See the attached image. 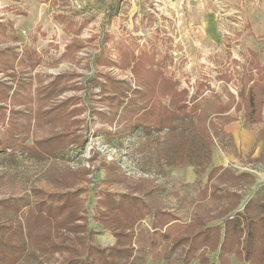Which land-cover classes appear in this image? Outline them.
Masks as SVG:
<instances>
[{"label": "rangeland", "instance_id": "1", "mask_svg": "<svg viewBox=\"0 0 264 264\" xmlns=\"http://www.w3.org/2000/svg\"><path fill=\"white\" fill-rule=\"evenodd\" d=\"M11 2L0 7V264H60L89 243L143 252L135 264H217L213 236L199 245L198 233L264 200V97L260 123L248 126L239 95L259 77L252 63L264 67V0ZM34 5L51 12L48 31L29 28ZM162 76L186 103L206 102L212 153L252 183L207 181L212 158L201 175L156 164L167 131L148 137L141 126L150 104L171 108L169 89L154 83ZM237 124L257 132L247 152L224 131ZM172 218L174 237L151 249L143 239ZM34 220L46 222L34 231Z\"/></svg>", "mask_w": 264, "mask_h": 264}, {"label": "trees", "instance_id": "2", "mask_svg": "<svg viewBox=\"0 0 264 264\" xmlns=\"http://www.w3.org/2000/svg\"><path fill=\"white\" fill-rule=\"evenodd\" d=\"M144 60V59H143ZM143 61H137L133 64L132 69L137 70L142 66ZM252 67L257 69L259 77L254 80L250 75L249 79L244 84V89L239 92L242 105L245 110V122L248 126L257 125L260 123V112L264 97V67L258 66L257 62L252 63ZM251 71V70H250ZM249 71V73H250ZM254 80V82H253ZM164 84L169 89V95L171 96L170 105L171 108L157 107L154 109V104H150L148 110L144 112L146 118L142 124V131L148 135L154 131L155 133L161 131H167L166 136L160 141L157 138L156 141L162 146L159 152V158L156 164L159 167L168 168H181L185 166H191L195 169L197 175H201L205 172L206 168L211 163L212 147L213 143L209 129L211 127V116L208 113V108L205 105L202 107L197 101V97L192 96L190 102L186 103V91H178V82L173 80L171 77H160L154 83ZM253 82V83H252ZM4 87V84L0 83V87ZM1 96V95H0ZM196 102V103H195ZM1 104V103H0ZM1 108V107H0ZM231 106L219 105L220 112L224 115ZM151 110V111H150ZM226 123L231 122L229 118L223 120ZM140 126V125H139ZM159 140V141H158ZM13 147V146H9ZM8 147V148H9ZM218 175V176H217ZM217 176L218 182H224L229 180L238 181L241 178L254 181V177L251 174H240L235 176L231 170L225 167H213L207 176V181L213 180ZM224 182L223 184H225ZM219 200L218 196H214ZM238 198L237 204L235 205L234 211L240 206V198ZM124 201L126 198H123ZM222 200V199H220ZM131 201L138 202L137 198H131ZM229 200H227L228 202ZM115 206V209L123 207V204ZM229 205V204H227ZM131 206V205H130ZM132 206L131 209L133 211ZM229 208V207H228ZM138 210V207H135ZM239 210V209H238ZM236 210L234 213H227L223 218L222 228L208 227L204 232L198 233L202 237L199 245L206 244L210 239L208 235L211 234V241L215 242L212 251L216 259L217 264H231V258L240 259L248 264H264V200L258 201L250 199L244 206L242 211ZM255 212V213H254ZM162 215V214H161ZM38 220L33 221V228L36 231L41 223ZM179 224L177 220L172 218L171 220H165L159 227L152 229V234L148 238H144L143 241L149 243L151 249H156L163 242L170 240L174 237V231L177 230ZM261 230V235L259 234ZM218 233V234H217ZM215 234V235H214ZM89 238V236H87ZM217 238V239H216ZM185 238H180L178 242L172 245V248H177L181 243L184 242ZM194 238L189 246V251H196L198 248L195 246ZM216 239V241H215ZM118 244H115L114 250L107 252L105 249L97 247L93 243L87 245L86 253L80 254L77 250H70L71 255L65 258V262L60 264H135V260H144L142 254H134V256L128 255L123 249L117 248ZM212 246V245H209ZM140 247V246H139ZM171 248V249H172ZM202 250V249H201ZM134 257L133 259H130ZM200 264H216L210 261V256H202Z\"/></svg>", "mask_w": 264, "mask_h": 264}, {"label": "crops", "instance_id": "3", "mask_svg": "<svg viewBox=\"0 0 264 264\" xmlns=\"http://www.w3.org/2000/svg\"><path fill=\"white\" fill-rule=\"evenodd\" d=\"M24 1V0H23ZM41 0H32V3H36V2H40ZM27 2L31 3L30 0H27ZM11 0H0V7H5V6H11ZM25 7L26 4L24 5ZM13 8V7H12ZM31 10H29L28 15H26L27 17V21L31 22L32 25L29 28H33L34 26H41V28H39V30L45 31V29H47L48 31V27H49V19H51V12L50 11H41L39 8H37V6L34 5V7L30 8ZM25 11V10H24ZM27 12V10H26ZM30 17L33 18L30 21ZM46 22V26H44V23ZM30 23V24H31ZM47 27V28H46ZM227 134H230L231 136H233V141L239 145V147H242V151L244 150L245 152L250 150V147L255 143V135H257V132L255 133L252 130H247L244 129L243 127H241V125L237 124V125H229V127H225L224 130ZM219 153V154H218ZM220 152H213L212 153V163L214 164V167H225L222 163H220L219 161L224 160V157L219 156ZM225 159L227 160L228 158L225 157ZM183 172L188 176L189 175V169L188 170H182L181 174H183ZM253 176V175H252ZM191 177V176H190ZM256 181L258 182V180L256 179Z\"/></svg>", "mask_w": 264, "mask_h": 264}]
</instances>
